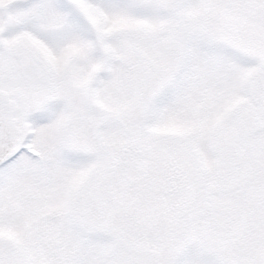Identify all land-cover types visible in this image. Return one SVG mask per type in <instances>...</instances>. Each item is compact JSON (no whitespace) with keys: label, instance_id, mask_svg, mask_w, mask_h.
<instances>
[{"label":"snow or ice","instance_id":"obj_1","mask_svg":"<svg viewBox=\"0 0 264 264\" xmlns=\"http://www.w3.org/2000/svg\"><path fill=\"white\" fill-rule=\"evenodd\" d=\"M0 264H264V0H0Z\"/></svg>","mask_w":264,"mask_h":264}]
</instances>
